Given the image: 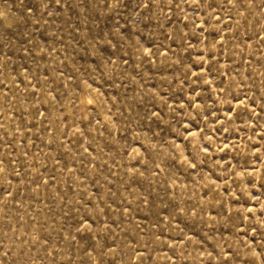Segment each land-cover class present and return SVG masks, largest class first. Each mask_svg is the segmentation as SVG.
<instances>
[{
	"label": "rangeland",
	"instance_id": "rangeland-1",
	"mask_svg": "<svg viewBox=\"0 0 264 264\" xmlns=\"http://www.w3.org/2000/svg\"><path fill=\"white\" fill-rule=\"evenodd\" d=\"M0 264H264V0H0Z\"/></svg>",
	"mask_w": 264,
	"mask_h": 264
}]
</instances>
